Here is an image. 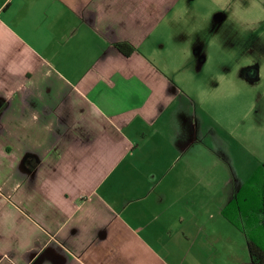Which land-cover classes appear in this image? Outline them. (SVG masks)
Segmentation results:
<instances>
[{"label":"crops","instance_id":"crops-1","mask_svg":"<svg viewBox=\"0 0 264 264\" xmlns=\"http://www.w3.org/2000/svg\"><path fill=\"white\" fill-rule=\"evenodd\" d=\"M216 20L259 84L264 0H0V264H253L199 148Z\"/></svg>","mask_w":264,"mask_h":264},{"label":"rangeland","instance_id":"rangeland-1","mask_svg":"<svg viewBox=\"0 0 264 264\" xmlns=\"http://www.w3.org/2000/svg\"><path fill=\"white\" fill-rule=\"evenodd\" d=\"M216 21L218 26L212 32L210 42H201L193 50L200 58L208 55L214 58L213 62L208 59V64L201 63L203 70L210 73V82L212 77L215 80V85L210 84V88H214L205 96L206 108L214 118L210 116L208 125L200 128L202 139L199 148L201 152H215L217 165L230 167L233 178L246 183L255 172L261 176L259 170L264 165V65L258 84L255 63L257 48L255 44H250L257 32L244 31L234 23L219 24L221 22ZM241 79L251 82L246 86V91L240 89L244 86ZM260 95L261 114L255 107ZM259 120L263 126L259 125ZM261 143L263 146L260 149ZM249 170L251 172L246 175ZM259 175L255 176L256 182H259Z\"/></svg>","mask_w":264,"mask_h":264},{"label":"trees","instance_id":"trees-1","mask_svg":"<svg viewBox=\"0 0 264 264\" xmlns=\"http://www.w3.org/2000/svg\"><path fill=\"white\" fill-rule=\"evenodd\" d=\"M116 47L128 55L131 48L125 44ZM243 183L224 211L227 219L238 229L247 228V250L253 264H264V165ZM259 175V182L256 177Z\"/></svg>","mask_w":264,"mask_h":264}]
</instances>
